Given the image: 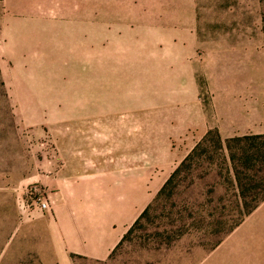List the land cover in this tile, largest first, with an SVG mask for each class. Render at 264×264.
<instances>
[{"label": "rangeland", "instance_id": "obj_1", "mask_svg": "<svg viewBox=\"0 0 264 264\" xmlns=\"http://www.w3.org/2000/svg\"><path fill=\"white\" fill-rule=\"evenodd\" d=\"M257 86L264 0H0V264H46L34 210L66 179L152 206L108 259L74 264H196L264 192V145L233 143L248 201L214 136L156 198Z\"/></svg>", "mask_w": 264, "mask_h": 264}, {"label": "crops", "instance_id": "obj_2", "mask_svg": "<svg viewBox=\"0 0 264 264\" xmlns=\"http://www.w3.org/2000/svg\"><path fill=\"white\" fill-rule=\"evenodd\" d=\"M227 101L214 124L224 139L264 134V86L245 88ZM66 181L50 194V212L34 210L38 254L46 264H74V256L108 259L144 212L141 201L80 196L84 192ZM196 264H264V201L210 252L198 247Z\"/></svg>", "mask_w": 264, "mask_h": 264}, {"label": "trees", "instance_id": "obj_3", "mask_svg": "<svg viewBox=\"0 0 264 264\" xmlns=\"http://www.w3.org/2000/svg\"><path fill=\"white\" fill-rule=\"evenodd\" d=\"M212 136L217 137V140L216 141H217V146H218L219 150H222L223 152H226L224 155L226 156L227 159L230 160V163L228 164V166H231V165L233 166L232 168H233L234 173L236 175V178L238 179V182L240 184L239 187H238V189H240L239 191H240V195H241L242 201H248L247 200L248 193L245 192V190L243 188V185H242V182H241V175L243 173L240 171V169H239L240 166L237 163V158H238V156H240L239 155V151L240 150L237 149V147H234L233 146V143L237 142L239 145H242L245 142H251L252 141V147L253 146H256V144L258 142H262L261 144L264 145V142H263L264 141V134L263 135L236 136L234 138H230V139H227V140H223L222 137L220 136L218 130H210L208 132V134L205 136V138L193 149V151L176 168V170L173 172V174L171 175V177L169 178V180L165 183V185L163 186V188L158 193V196H157L156 199L161 198L166 193V191L169 189V187H171L175 183V181L181 176L182 172L186 168H189V169L192 168L193 161L196 158L201 157L203 152H205V153H208L209 152V149H207V143H208L209 138L211 140V137ZM244 152L246 153V151H244ZM227 153H228V155H227ZM246 154H248V151H247ZM251 159H253V158H251ZM251 201H254L253 204L245 202V204L243 206L244 208H242L243 210H241V212H240V215H241L240 220L237 221V222H235V223H233L232 226L227 231L224 232V236L222 238H220V240L215 245H213L210 250H212L213 248H215L216 246H218L220 244V242L229 233H231L235 228H237L243 222V220L248 215H250L264 201V192L258 191V193L255 195V197ZM151 207L152 206L149 205L144 210V212L142 213V215L140 216V218L135 222V224L125 234V236L123 237V239L120 242V244H122V242L125 239H127L129 235H131L133 233V231L137 227V225H139L141 223V221L149 214Z\"/></svg>", "mask_w": 264, "mask_h": 264}, {"label": "built area", "instance_id": "obj_4", "mask_svg": "<svg viewBox=\"0 0 264 264\" xmlns=\"http://www.w3.org/2000/svg\"><path fill=\"white\" fill-rule=\"evenodd\" d=\"M46 201H47V200H46L45 198H42V197H40V198L38 199V204L40 205V208H41L42 210H46V209L49 208V205H48V203H47Z\"/></svg>", "mask_w": 264, "mask_h": 264}]
</instances>
